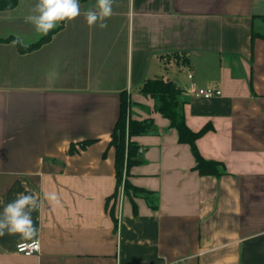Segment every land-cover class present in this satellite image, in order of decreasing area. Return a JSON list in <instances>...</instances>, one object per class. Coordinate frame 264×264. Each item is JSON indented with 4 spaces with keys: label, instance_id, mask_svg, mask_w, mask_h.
I'll use <instances>...</instances> for the list:
<instances>
[{
    "label": "crops",
    "instance_id": "0c3cea01",
    "mask_svg": "<svg viewBox=\"0 0 264 264\" xmlns=\"http://www.w3.org/2000/svg\"><path fill=\"white\" fill-rule=\"evenodd\" d=\"M35 2L0 11V37L38 40L24 20ZM95 3L80 0L81 15L32 52L0 41V213L18 193L41 201L40 251L18 252L25 241L5 233L0 264H264V0H116L105 29L85 21ZM160 76L183 89L187 125L210 126L196 145L223 174H200L141 92ZM192 83L222 94L195 97ZM123 91L131 118L153 125L133 137L142 160L129 180L143 191L121 185L114 218Z\"/></svg>",
    "mask_w": 264,
    "mask_h": 264
},
{
    "label": "trees",
    "instance_id": "16d2710c",
    "mask_svg": "<svg viewBox=\"0 0 264 264\" xmlns=\"http://www.w3.org/2000/svg\"><path fill=\"white\" fill-rule=\"evenodd\" d=\"M18 3L19 0H0V11L13 9ZM64 23L65 21L61 22L55 29L51 30L47 35H42L38 40L24 44L26 46L16 44L18 50L21 53H29L40 48L51 40L53 34L62 28ZM16 38L13 35L7 38L0 37V41H14ZM176 57L181 56L178 55ZM141 92L155 99L160 113L170 120L172 127L176 128L179 140L191 146L196 161L195 169L200 174L218 176L225 172L226 168L222 162L208 160L198 150L196 141L210 129V126L207 125L201 130L194 131L187 125L183 108L185 102L183 99V89L173 79L163 76L147 79L141 87ZM130 105L131 102L127 92H121L120 114L110 141V146H113L115 149L117 187L112 196L107 199V208H109L114 218L119 201V188L122 184L125 195L128 197L132 198L143 191L129 180L131 167L142 160L140 145L133 140V137L146 133L153 125V120L151 119H132ZM93 141L94 139H87L80 142V145L82 148H85ZM74 151L75 148L71 146L70 152L73 153ZM135 212H137L136 209ZM115 221L117 223L116 219Z\"/></svg>",
    "mask_w": 264,
    "mask_h": 264
},
{
    "label": "clouds",
    "instance_id": "9594fccd",
    "mask_svg": "<svg viewBox=\"0 0 264 264\" xmlns=\"http://www.w3.org/2000/svg\"><path fill=\"white\" fill-rule=\"evenodd\" d=\"M115 2L116 0H96L95 5L83 13L87 25L90 28H107V20L114 14ZM80 15V0H36L24 20L33 25L37 33L47 35L61 22L75 20ZM13 44L26 46L19 36ZM44 199L49 203H59L56 193H45ZM40 204L41 201L36 195L18 193L0 213V237L5 233L18 235L22 241L38 246L39 229L33 222L32 213L39 209Z\"/></svg>",
    "mask_w": 264,
    "mask_h": 264
},
{
    "label": "built area",
    "instance_id": "2783aa9c",
    "mask_svg": "<svg viewBox=\"0 0 264 264\" xmlns=\"http://www.w3.org/2000/svg\"><path fill=\"white\" fill-rule=\"evenodd\" d=\"M189 76L192 77L191 74ZM190 90L193 96L198 98L201 97V98L209 99L215 96H220L222 94V91L220 89L199 87L195 83H192ZM40 249H41L40 241L38 246L31 244V242H21L17 245V251L26 255L37 253L40 251Z\"/></svg>",
    "mask_w": 264,
    "mask_h": 264
},
{
    "label": "rangeland",
    "instance_id": "374dc122",
    "mask_svg": "<svg viewBox=\"0 0 264 264\" xmlns=\"http://www.w3.org/2000/svg\"><path fill=\"white\" fill-rule=\"evenodd\" d=\"M130 112H131V106H130ZM122 186H123V184H122Z\"/></svg>",
    "mask_w": 264,
    "mask_h": 264
}]
</instances>
